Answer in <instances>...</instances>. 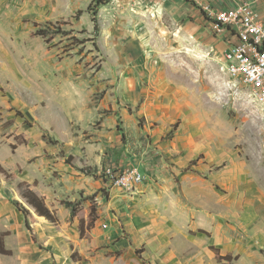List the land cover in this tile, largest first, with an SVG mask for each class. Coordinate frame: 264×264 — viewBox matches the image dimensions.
Segmentation results:
<instances>
[{
  "label": "rangeland",
  "instance_id": "374dc122",
  "mask_svg": "<svg viewBox=\"0 0 264 264\" xmlns=\"http://www.w3.org/2000/svg\"><path fill=\"white\" fill-rule=\"evenodd\" d=\"M95 1L0 0V242L18 212L31 264H264V105L226 70L215 5L107 0L94 22ZM27 191L79 233L69 256Z\"/></svg>",
  "mask_w": 264,
  "mask_h": 264
},
{
  "label": "built area",
  "instance_id": "2783aa9c",
  "mask_svg": "<svg viewBox=\"0 0 264 264\" xmlns=\"http://www.w3.org/2000/svg\"><path fill=\"white\" fill-rule=\"evenodd\" d=\"M203 10L217 32L226 31L236 40L224 54L226 70L230 75L240 77L252 99L264 105V24L258 13L248 3L219 11L206 5ZM105 177L122 189H132L143 181L136 169L123 172L107 169Z\"/></svg>",
  "mask_w": 264,
  "mask_h": 264
},
{
  "label": "crops",
  "instance_id": "0c3cea01",
  "mask_svg": "<svg viewBox=\"0 0 264 264\" xmlns=\"http://www.w3.org/2000/svg\"><path fill=\"white\" fill-rule=\"evenodd\" d=\"M204 1L205 2H207V1L212 2L215 5L213 8L216 11L233 9V8L238 7L239 5H241L243 3H248L258 13L260 20L264 24V0H204ZM207 5H209V4H207ZM223 33L224 34L221 37L222 38V40H221L222 48H223V46H225V43H226V47H229L230 44H232L236 41L235 38H233V36H231L228 32L225 31ZM61 215H62V211L59 209V207H57V218L59 220V223L57 224V230H55L56 234L54 236L52 235L51 237L49 236L48 238H45L47 241V244L54 251L53 256L55 257L56 261L62 260L63 256H65V255L67 256L69 254L70 245L76 244L77 239H78V235H79V233H76V229H75V231L73 230V233L69 232V229H67L65 224L62 222ZM15 216H16V224H15L16 226L12 225L11 228H9V229H12L13 231H15L16 235L17 234H20V235L19 236L17 235V237H15V238L14 237L11 238L10 236H6V237H4L2 243L7 250L11 251V253H13L15 255L20 254V255L26 256L24 261H22V264H31V262L29 260V254L27 251L33 250V248H31L30 246L28 247L27 242L25 241V234L20 229L21 224H23L21 214H19L17 212L15 214ZM37 217L39 219H42L45 222V224L41 223L42 226H45V229H48V231H50V229H52V228H49L50 227L49 225H54V224L46 221V219L44 217H39V216H37ZM41 225H40V227L43 228ZM14 228H15V230H14ZM40 230H42V229H40ZM21 247H24V248L22 249ZM2 256H4V255H2ZM9 257H13V256H9ZM48 259H49V261H48ZM50 260H51V258L49 255L45 256V254H40L38 256V261L36 262V264H39V263L40 264H49Z\"/></svg>",
  "mask_w": 264,
  "mask_h": 264
},
{
  "label": "trees",
  "instance_id": "16d2710c",
  "mask_svg": "<svg viewBox=\"0 0 264 264\" xmlns=\"http://www.w3.org/2000/svg\"><path fill=\"white\" fill-rule=\"evenodd\" d=\"M107 3V0H96L95 2L92 3L91 8H94L93 10L89 7V10L92 12L93 15V21L95 22V15H96V9L104 4ZM95 30L97 29V26H94ZM22 197L26 200V203L33 209L34 213L39 216V217H44L46 220L50 222H56L57 218L51 214L50 210L45 206L44 201L38 197L34 192L32 191H27L24 192ZM16 207L24 214L25 219H24V224L25 228L30 231L31 227L28 222V217L31 216L30 211L27 208H24L22 205H20L18 202L15 203ZM0 254L4 256H11V251L7 250L2 241L0 242ZM230 257H219L218 262L222 261H230Z\"/></svg>",
  "mask_w": 264,
  "mask_h": 264
}]
</instances>
